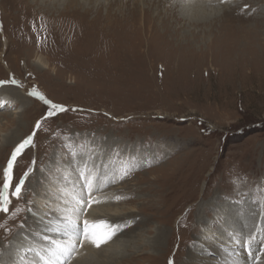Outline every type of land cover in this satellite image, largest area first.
I'll use <instances>...</instances> for the list:
<instances>
[{
    "label": "rangeland",
    "instance_id": "374dc122",
    "mask_svg": "<svg viewBox=\"0 0 264 264\" xmlns=\"http://www.w3.org/2000/svg\"><path fill=\"white\" fill-rule=\"evenodd\" d=\"M59 1L0 0V94L19 91L0 97V182L11 134L35 133L15 168L34 169L19 215L0 214V264H20L15 242L63 238L48 223L66 189L87 194L85 164L95 194L111 192L101 208L119 211L105 219L122 228L109 260L261 264L264 249L237 241L264 242V0H210L206 20L186 19L184 0ZM34 90L67 111L45 119Z\"/></svg>",
    "mask_w": 264,
    "mask_h": 264
},
{
    "label": "snow or ice",
    "instance_id": "6c2138e0",
    "mask_svg": "<svg viewBox=\"0 0 264 264\" xmlns=\"http://www.w3.org/2000/svg\"><path fill=\"white\" fill-rule=\"evenodd\" d=\"M8 83V81H0V86ZM11 83L18 85L16 80H11ZM30 96L37 97L43 100L49 105V111L45 116L48 117L56 115L58 112L67 111L63 105L55 104L50 100H47L38 91L29 92ZM40 122L37 121L36 129L40 128ZM35 133L22 139L20 143L16 145L12 151L10 157L7 160L6 166L2 169V182H0V214L3 216H12L15 219L19 215L18 207L16 209L11 208L13 200L21 201L27 194V181L34 171V169L26 170L19 178L15 175V168L19 157H22L25 150L33 146V138ZM72 155H76L72 153ZM35 164V161L32 162ZM80 179L83 181V190H87V196H76L74 193L71 194V203L69 199L65 197L62 199L61 204L63 205L64 215L54 228L50 231L62 234L64 239L62 241L52 239L45 236L44 239L47 242L42 250L37 251L36 249L24 245H17L13 248L14 256L19 260L20 264H23L24 260L27 259L30 253H35V256L39 259L41 264H72V261L76 257L79 248H83L85 245H92L99 249L102 245H106L109 241L113 240L114 237L122 231L119 224L113 225L106 220L89 221L82 219L87 212L88 208L91 207L92 203H99V201L92 200L89 202V197L92 195L93 180L90 178V172H88L87 164L79 173ZM127 175V172H125ZM123 178V177H121ZM119 199V197L117 198ZM28 211H31L32 201L28 202ZM19 228L24 227V222L21 221ZM5 235L11 233V229L4 228ZM256 242L255 235H249L244 240H238L244 247L249 256H254V246ZM10 247L12 245L10 244ZM15 264V261L13 262ZM35 264V262H33Z\"/></svg>",
    "mask_w": 264,
    "mask_h": 264
},
{
    "label": "bare ground",
    "instance_id": "6f19581e",
    "mask_svg": "<svg viewBox=\"0 0 264 264\" xmlns=\"http://www.w3.org/2000/svg\"><path fill=\"white\" fill-rule=\"evenodd\" d=\"M61 1V0H60ZM59 1V2H60ZM64 1H66V0H64ZM72 1H74L75 3H76V1L77 0H69V2H71L72 3ZM183 1V0H182ZM185 2L184 3H186V4H184V7H182V9H184L185 11H186V15H184V17H186V19H191V14L190 13H192L193 11H197L198 13H200V15H201V17H203V18H201L202 20L203 19H205V17L207 16V14H205L204 12L206 11L205 9H203L204 7L205 8H207L208 9V7H206V2L208 3V2H211L210 0H202L203 2H202V4L201 5H199L198 6V9H195L194 7H189V5H190V3H193V2H196V1H194V0H192L191 2H190V0H184ZM55 2V1H54ZM68 3V2H67ZM179 3V2H178ZM177 3V1L175 2V4H178ZM181 3V2H180ZM46 4V3H45ZM44 4V5H45ZM53 4V3H52ZM193 4H196V3H193ZM43 5V4H42ZM41 5V6H42ZM66 5V4H65ZM46 6V5H45ZM44 6V7H45ZM56 7V6H55ZM174 7V6H173ZM180 7V6H179ZM17 9V8H16ZM54 9V8H53ZM203 9V10H202ZM63 10H64V8H63ZM190 10H193V11H190ZM38 11H39V9H38ZM172 10H170V12H171ZM36 12V11H35ZM37 13V12H36ZM24 15V14H23ZM46 15V14H45ZM15 16V15H14ZM25 16V15H24ZM175 16V15H174ZM17 17V16H16ZM16 17H15V19H16ZM182 17V16H181ZM194 17V16H193ZM20 18V17H19ZM174 18H177L176 16L174 17ZM14 19V18H13ZM199 19V18H198ZM18 19H16L15 20V22L17 21ZM20 20V19H19ZM27 20H29V18L27 17ZM206 20V19H205ZM20 22V21H19ZM23 22V21H22ZM28 22V21H27ZM36 22V21H35ZM264 22V21H263ZM37 23V22H36ZM14 24H16V23H14ZM28 24V23H27ZM19 25V24H18ZM20 25H21V23H20ZM30 25V24H29ZM32 25H34V24H32ZM35 27V26H34ZM33 27V28H34ZM36 28V27H35ZM37 29V28H36ZM37 31V30H36ZM34 32V31H33ZM47 32V31H46ZM56 33V32H55ZM39 34V33H38ZM46 35V34H45ZM13 36V35H12ZM34 36V35H33ZM54 36H56L55 34H54ZM53 36V38H55ZM50 37V36H49ZM41 38V37H40ZM31 39H33V38H31ZM35 62H37L42 68H45L46 69V67H47V64H45L40 58H38L37 60H35ZM7 64V63H6ZM7 66V65H6ZM6 88V87H5ZM11 88V87H10ZM14 88V87H13ZM13 88H11V89H8V91H10V95L8 96V97H5V96H1V94H0V97L1 98H3L4 100L5 99H7L6 101L9 103H13V102H17V97H18V94H19V91L18 90H16V89H13ZM2 91H5V89L4 88H2L1 89V93H2ZM12 136H11V138L9 139L10 140V142L12 143V144H14L15 142H17L16 143V145L19 143V142H21L20 141V137H19V135H17V133H15V134H11ZM6 149V148H5ZM32 180V177H30L29 178V180H28V182H30ZM27 182V183H28ZM79 186H76V188H78ZM64 188V187H63ZM77 190V189H76ZM95 191H96V189L95 188H92V195H91V197H89V202L91 203V201L92 200H95V201H99V202H101V203H92L91 204V207L90 208H88V211L85 213V215L82 217V219H87V220H89L90 222L91 221H96V220H105L107 217H110V216H116V215H118L119 214V211H118V209H116V208H108L107 210H105V209H102L101 207L103 206V205H109L108 203H107V201H109V200H107V199H109V196H110V194H111V192L109 191V192H107V193H101V194H98V195H96L95 194ZM75 194L76 196H82L81 194L82 193H80V191H75V189L73 190V188L72 189H66L64 192H63V194H62V196L63 197H61L60 199H64L65 197H67L68 199H69V202L71 203V194ZM84 194V196H87L88 195V193L87 194H85V193H83ZM61 204V203H60ZM60 210H62V215H64V212H63V205L61 204L60 206ZM61 212V211H60ZM101 213H104V214H106V215H104V214H101ZM41 216V215H40ZM93 218H95V219H93ZM44 221H45V219H43ZM58 222H55V223H53V221L52 222H50V223H48V225H54V227L56 226V224H57ZM50 226V227H51ZM53 227V226H52ZM63 238H59L58 240L59 241H62L63 239H64V236H62ZM24 244H26L27 246H29V247H32V248H36V246L33 244V243H28L27 241H24V240H21V241H19V242H15V246H17V245H24ZM254 248H255V250L257 249V250H262V249H264V242L262 243H260V242H257L256 241V244H255V246H254ZM120 250V248L118 247V244L117 243H115V241H113V242H111V243H107L106 245H102L101 246V248H99V249H97V248H95V247H93L92 245H85L83 248H79L78 249V251H77V254H76V257L74 258L75 260H79V259H82L83 261H85V260H87V258L86 257H88L89 255H91V256H95V254H97L98 255V257H100L101 255H102V251H105V254H104V257H105V262H107L106 264H122V262H120V260H118L116 257H109L110 258V260L108 259V256H106V253H109L110 251H115V253H118V251ZM256 250V251H257ZM37 251H40V250H37ZM195 251H197L196 249H195ZM259 254V253H258ZM114 259V260H113ZM74 260V261H75ZM113 260V261H112ZM260 260H262V263L261 264H263L264 263V259H259V261ZM87 264L88 263H90V262H86ZM80 264H83V262H81Z\"/></svg>",
    "mask_w": 264,
    "mask_h": 264
}]
</instances>
